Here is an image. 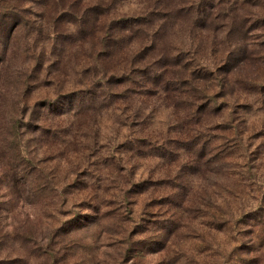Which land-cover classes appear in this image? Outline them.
<instances>
[{"label":"rangeland","instance_id":"374dc122","mask_svg":"<svg viewBox=\"0 0 264 264\" xmlns=\"http://www.w3.org/2000/svg\"><path fill=\"white\" fill-rule=\"evenodd\" d=\"M86 1L103 9L83 31L45 12L0 38V264H264V0L53 9ZM124 15L139 23L105 51L107 23ZM32 56L37 87L18 112L28 178L3 150ZM157 68L163 79L140 73ZM123 70L139 74L100 82Z\"/></svg>","mask_w":264,"mask_h":264},{"label":"trees","instance_id":"16d2710c","mask_svg":"<svg viewBox=\"0 0 264 264\" xmlns=\"http://www.w3.org/2000/svg\"><path fill=\"white\" fill-rule=\"evenodd\" d=\"M28 3H27V2ZM57 0H0V38H3L4 40L9 37L13 32L19 29V27L23 26L25 27L26 32H29V29L31 26H36V22L39 20H42L44 18V13L46 12V15L50 17L52 13L55 14L54 17H64L67 18L69 21H72L77 24V28L79 31L84 30L83 23L89 20L90 14H95L100 9H103V6L100 4H88L86 1L85 6L82 7L79 11L72 10V9H66L63 8L61 10H54V4ZM73 1V0H72ZM28 5V6H26ZM39 7V8H38ZM145 18L143 17L142 22H145ZM139 19L134 16H120L116 19L110 20L106 25V35L102 39L103 42H107L108 44L103 43V47L105 51L108 49V47H114L117 43L116 38L114 37V33L121 29L122 27L126 25H130L133 23H139ZM48 20V19H45ZM122 30V29H121ZM8 39V38H7ZM34 59V62L30 64L29 66H26V68H23L19 71L18 77H16V81H18V92L16 93V97L19 98L17 101H13V104H10V107L12 109L9 111L8 115V124L9 126L6 128L5 131V137H4V145L6 148V151L3 152L6 155H9V158L12 160V162L18 167V170L23 172L26 177L30 178L31 175V169L29 170V163L30 158L29 156H25L27 154L22 150L20 138L23 133L21 132L22 128L25 130L30 129V120L29 118H24L23 113L25 115L26 110L30 108V106H27L25 103V97L32 91L35 83H37V74L40 73V69L37 67L38 58L36 56H32ZM94 62H97V57L94 56L92 59ZM98 65V64H97ZM164 68H157V70L149 71V70H141V74L145 75H151L152 77L160 76V79H163V70ZM107 74L106 72H104ZM108 75H102L100 82L105 83V86L109 87L110 83L116 84L118 87H124V83L127 80H131L135 77V75H138L139 73H133L121 71L119 73L115 72H109ZM143 76H140L142 78ZM180 81V87H182L183 79L179 78ZM155 82V81H154ZM31 83V84H30ZM134 83V82H133ZM31 85V86H30ZM175 87H177V83L175 84ZM50 86V85H49ZM140 87H144L145 89H148L147 86L144 84L139 85ZM30 87V90H29ZM259 87H262V85H259ZM162 89V88H160ZM123 91V88H121V92ZM127 91V88H126ZM62 94L56 95L53 99H50L46 104L51 105L53 109L57 108V101L59 100L58 97H60ZM122 96L118 97H124V93L122 92ZM21 98V99H20ZM23 101V102H22ZM213 101V100H212ZM211 102V100H210ZM20 103H23L24 108L23 113L19 114V105ZM204 109V107H199L194 112V117L198 118L201 114V111ZM193 113V112H192ZM19 114V115H17ZM5 128V126H4ZM3 128L0 130V134L2 132ZM6 152V153H5ZM14 174V176H13ZM17 174L12 170L11 178L8 179L9 183L15 184L17 183V180H15ZM1 177L2 176L1 174ZM17 189V188H16ZM250 213V214H249ZM256 214L258 215V208L255 209V212H245L240 214V217L237 218V220H245V219H254L256 217Z\"/></svg>","mask_w":264,"mask_h":264}]
</instances>
